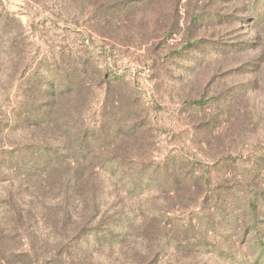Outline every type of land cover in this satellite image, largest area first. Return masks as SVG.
I'll return each mask as SVG.
<instances>
[{
	"label": "rangeland",
	"instance_id": "obj_1",
	"mask_svg": "<svg viewBox=\"0 0 264 264\" xmlns=\"http://www.w3.org/2000/svg\"><path fill=\"white\" fill-rule=\"evenodd\" d=\"M91 2L0 0V6L21 20L32 43L31 24L44 22L45 31L55 24L56 41L76 42L102 69L125 77L153 125L144 156L189 158L197 171L183 182L196 185L188 195L161 176L158 187L168 192L143 196L144 220L157 217L155 208L175 207L146 260L114 261L109 247H97L99 263L264 264V0H128L113 21ZM57 4L67 13L60 20L48 10ZM194 100L203 104L190 106ZM172 236L175 243L166 240Z\"/></svg>",
	"mask_w": 264,
	"mask_h": 264
},
{
	"label": "trees",
	"instance_id": "obj_2",
	"mask_svg": "<svg viewBox=\"0 0 264 264\" xmlns=\"http://www.w3.org/2000/svg\"><path fill=\"white\" fill-rule=\"evenodd\" d=\"M91 1L105 21L130 6ZM62 4L48 7L59 20ZM35 25L32 43L21 20L0 6V261L100 264L97 247H109L114 261L146 260L175 207L155 208L157 217L144 220L143 196L168 192L158 187L161 176L188 195L196 185L183 184L197 171L189 158L144 156L153 125L126 78L102 69L76 42L56 41L55 24L52 32L44 22Z\"/></svg>",
	"mask_w": 264,
	"mask_h": 264
}]
</instances>
